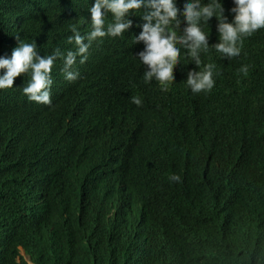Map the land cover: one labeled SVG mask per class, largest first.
Here are the masks:
<instances>
[{
    "label": "trees",
    "instance_id": "trees-1",
    "mask_svg": "<svg viewBox=\"0 0 264 264\" xmlns=\"http://www.w3.org/2000/svg\"><path fill=\"white\" fill-rule=\"evenodd\" d=\"M8 35L57 90L0 93V264H264V0H0Z\"/></svg>",
    "mask_w": 264,
    "mask_h": 264
},
{
    "label": "clouds",
    "instance_id": "clouds-1",
    "mask_svg": "<svg viewBox=\"0 0 264 264\" xmlns=\"http://www.w3.org/2000/svg\"><path fill=\"white\" fill-rule=\"evenodd\" d=\"M78 32H83L82 30H78ZM79 38L77 39L79 42H81L82 38H84V48H80L78 51L80 55L85 54L90 41H93V35L92 30H86L84 33L76 34ZM77 40H75L77 42ZM22 42H20L21 44ZM13 44H15V47L17 48V52L13 53V56L10 57L8 54L10 52L9 48L7 47L9 43H7L5 46L6 48L0 51V57L3 55H6V58L0 61V64H8L5 65L7 68L1 71L2 67L0 66V93H10L11 91H18V94L20 97L26 96L25 100L27 102H30V98L34 93L35 89H39V93L43 96L47 97L50 96L49 90H57V84L54 85V83L51 80H48L46 83L41 79V84L35 87V78L34 75H43L45 76L48 73H57L56 72V64L51 59V55L49 52H45V54L41 53L36 44L33 42L21 44V48L17 47L18 40H13ZM78 45V42L76 43ZM35 46V47H34ZM32 49H36L33 55H31L34 59H41V62H34L29 61V52ZM20 52V54L18 53ZM25 52L23 55L22 53ZM75 57L72 55H69V57H65V59H68V61L64 62L65 69L64 72H66L67 66H69L72 63V59ZM37 61V60H35ZM36 63L39 67H41L44 72H39L36 68ZM11 65V66H10ZM67 65V66H66ZM7 71V72H6ZM28 81V83H26ZM1 118V117H0ZM3 119V117H2ZM29 264H33L31 261H29Z\"/></svg>",
    "mask_w": 264,
    "mask_h": 264
},
{
    "label": "bare ground",
    "instance_id": "bare-ground-1",
    "mask_svg": "<svg viewBox=\"0 0 264 264\" xmlns=\"http://www.w3.org/2000/svg\"><path fill=\"white\" fill-rule=\"evenodd\" d=\"M92 4H96V3H92ZM93 6V5H92ZM9 30H10V25H9ZM1 33H3V30L1 29ZM10 33H12V29L10 30ZM9 36V40H8V42H9V45L7 46L8 48H9V50L10 51H12L13 49H12V47H14L15 46V44H13V39H12V37H10V35H8ZM17 39H19L18 40V44H17V47H19V48H21L22 46H21V44H20V42H21V39L20 38H18L17 37ZM84 38H82V40H81V42H79L78 40H77V42L78 43H80L81 44V46L79 47V49L78 48H76L78 51L80 50V48L82 49V48H84V45H83V42H84ZM4 42H5V37H3L2 38V43L4 44ZM11 42H12V44H11ZM76 42V43H77ZM27 43H30V41H28ZM6 48V46L5 45H1L0 46V51H2L3 49H5ZM39 50V49H38ZM19 54H20V52H18ZM10 57H12L13 56V53L12 52H9V54H8ZM6 58V55H3V56H1L0 57V61L1 60H3V59H5ZM38 62H41V59L39 58V59H36ZM0 66L2 67V69H1V71H3L4 69H6L7 67L5 66V65H2V64H0ZM11 66V65H10ZM68 76V75H67ZM26 83H28V81H26ZM55 92H56V90H55ZM2 93V92H1ZM3 97H4V94H3ZM121 157V156H120ZM121 159V158H120ZM152 198V197H151ZM130 201H131V199H130ZM39 202V201H38ZM134 208V207H133ZM115 212V211H114Z\"/></svg>",
    "mask_w": 264,
    "mask_h": 264
},
{
    "label": "water",
    "instance_id": "water-1",
    "mask_svg": "<svg viewBox=\"0 0 264 264\" xmlns=\"http://www.w3.org/2000/svg\"><path fill=\"white\" fill-rule=\"evenodd\" d=\"M15 42H16V39H15ZM11 44H12V42H11ZM21 44H23V43H21ZM12 51H10V52H12V53H15V52H17V48L14 46V47H12ZM34 49L33 50H31L30 52H29V54H30V56H29V61H34V62H38V61H35L36 59H34L31 55H33L34 54ZM23 55L25 54V52H23L22 53ZM4 65H8V64H4ZM7 72V71H6ZM6 99H7V97H6ZM2 101H4L3 99H2ZM7 102V101H6Z\"/></svg>",
    "mask_w": 264,
    "mask_h": 264
}]
</instances>
